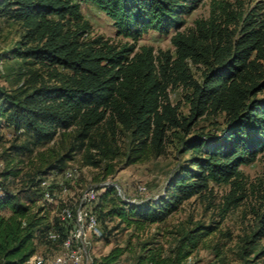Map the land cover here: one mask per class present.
I'll return each instance as SVG.
<instances>
[{
  "label": "trees",
  "instance_id": "trees-1",
  "mask_svg": "<svg viewBox=\"0 0 264 264\" xmlns=\"http://www.w3.org/2000/svg\"><path fill=\"white\" fill-rule=\"evenodd\" d=\"M84 1L103 11L127 40L90 36L92 26L80 0H0V24L21 27V38L0 54L3 64L7 59L17 63L11 66L14 89L0 87V143L7 128L15 140L30 135V141L12 145L20 152L50 142H63L65 148L60 153L52 147L45 168L18 192L8 187L18 170L3 174L0 264H27L37 252L49 256L61 250L74 224L57 214L51 218L42 181L64 173L78 153L84 165L101 170L95 182L113 177L116 159L123 157L127 166L161 155L168 141L176 140L178 152L187 154L157 200L126 201L111 185L99 193L91 210L101 237L107 239L121 224L135 233L166 222L212 184L232 186L226 214L247 196L241 166L264 161L263 1L233 8L227 0H212L209 17L196 19L184 30L186 16L202 0ZM151 30L164 35L174 30V52L139 45ZM181 86L191 106L189 115L170 97V91ZM221 115L225 123L215 130L195 129L196 119ZM53 187L61 189L59 183ZM254 211L256 227L240 247L245 264L264 255V181ZM116 218L119 223L109 226L107 221ZM219 223L197 222L170 232L176 237L168 249L158 239L145 240L135 264H198L189 258ZM50 230L59 234L57 240L48 237ZM129 249L116 245L95 257L94 264H122Z\"/></svg>",
  "mask_w": 264,
  "mask_h": 264
},
{
  "label": "rangeland",
  "instance_id": "rangeland-1",
  "mask_svg": "<svg viewBox=\"0 0 264 264\" xmlns=\"http://www.w3.org/2000/svg\"><path fill=\"white\" fill-rule=\"evenodd\" d=\"M80 1L85 17L92 26L90 36L103 35L114 42H125L127 40L117 34L113 21L103 11L94 4H89L84 0ZM227 1L232 4L233 8H241L243 6L249 8L250 5H254L257 1L264 2V0ZM211 3L212 0H202L197 8L186 16L187 23L182 29L193 27L196 19L208 18L212 6ZM173 33L174 30L169 35H164L151 30L142 37L139 45H153L156 52H159V50L174 52L175 47L171 41ZM20 38L21 27L19 24H10L8 22L0 24V54L5 53ZM12 65L17 66L16 60L7 59L3 64L4 72L0 68V87L8 90L14 89L17 84L15 73L11 70ZM170 97L173 104L179 106L181 113L184 115L190 114L191 106L187 100L186 91L182 86L173 88L170 91ZM196 121L195 129L197 131L215 130L214 127L216 125L225 123L222 115L201 117L196 119ZM9 131L10 129L4 128L3 132L6 134V139L0 143V181L5 179L3 174L6 171L16 168L19 173L18 177L10 178L8 187L12 191L18 192L30 183L31 177L37 175L38 170L45 168L44 165H46L47 159L53 154L52 147L58 149L57 151L60 153L65 148L62 146L63 142L58 144L50 142L40 146L33 145V152H20L12 148V145H21L30 141V135L26 134L19 140H15L13 135L10 136ZM184 157H187V154L184 156L178 152L176 140L174 142L168 141L166 151L161 155L150 156L127 166L124 164L123 157L116 159L113 163L116 165L117 170L112 178L121 185L127 197L133 202L157 200L160 195L165 193L168 180L175 173L178 163ZM67 165L69 168L76 169L79 174L77 178L69 181L68 191L60 193L58 202L49 204L51 218L61 210L65 201L73 204L82 188L91 184H99V182L94 181V176L101 170L84 165L81 153L76 154L74 159L67 162ZM241 169L247 179L245 189L247 196L238 207L232 208L225 214L224 209L226 208L227 197L232 192V186L231 184H212L210 190L205 191L202 196H194L190 200L185 201L166 222L160 225L154 224L144 232L134 233L133 228L127 229L125 224H121L118 229L112 232L109 239L105 236H94V257L107 254L116 245H129L130 249L121 258V263L135 264L136 256L140 252L143 241L158 239L160 244H163L168 249L174 243V238L176 237L170 232L177 231V229L184 226L192 227L197 222L211 224L220 221L218 224L219 228L202 238L199 248L189 259L198 262V264H245V258L240 255V247L244 239L256 227L257 215L254 210L259 208V188L261 182L264 181V161L259 158L253 163L242 165ZM139 185L146 186L147 193H142L139 190ZM115 193L118 196L117 192ZM21 195L25 196V193L23 192ZM107 222L109 226H113L119 223V219L116 218ZM132 233L134 234L131 237ZM260 246H264V237L260 240ZM253 257L252 255L251 258ZM254 264H264V255L257 258Z\"/></svg>",
  "mask_w": 264,
  "mask_h": 264
},
{
  "label": "built area",
  "instance_id": "built-area-1",
  "mask_svg": "<svg viewBox=\"0 0 264 264\" xmlns=\"http://www.w3.org/2000/svg\"><path fill=\"white\" fill-rule=\"evenodd\" d=\"M0 68L3 71V61H0ZM79 173L76 169L68 168L59 175L51 174L42 181L45 188V198L50 203H57L59 195L68 191L69 187L63 180L72 181L77 178ZM59 183L61 189L57 190L53 187ZM111 185L115 188L118 196L126 201L133 202L127 197L121 185L114 179L107 178L99 182V184H91L82 188L77 200L71 204L65 201V206L58 213L62 221H72L74 228L70 235L63 240L62 248L53 255H45L37 252L30 257L27 264H94L93 244L94 236L101 237L102 232L99 228L98 220L91 207L99 198V193ZM142 193H147V187L139 185ZM48 237L57 240L59 234L50 230Z\"/></svg>",
  "mask_w": 264,
  "mask_h": 264
}]
</instances>
